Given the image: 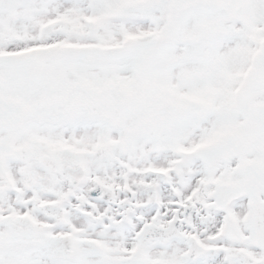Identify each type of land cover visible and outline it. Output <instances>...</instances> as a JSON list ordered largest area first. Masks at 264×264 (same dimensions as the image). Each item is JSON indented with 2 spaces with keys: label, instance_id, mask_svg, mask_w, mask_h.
Listing matches in <instances>:
<instances>
[{
  "label": "snow or ice",
  "instance_id": "snow-or-ice-1",
  "mask_svg": "<svg viewBox=\"0 0 264 264\" xmlns=\"http://www.w3.org/2000/svg\"><path fill=\"white\" fill-rule=\"evenodd\" d=\"M0 264H264V0H0Z\"/></svg>",
  "mask_w": 264,
  "mask_h": 264
}]
</instances>
